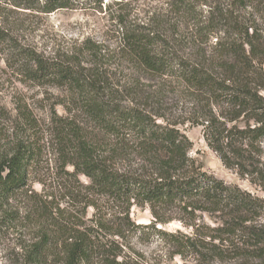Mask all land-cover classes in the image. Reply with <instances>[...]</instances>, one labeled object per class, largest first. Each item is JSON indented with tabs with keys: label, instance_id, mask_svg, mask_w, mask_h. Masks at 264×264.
Masks as SVG:
<instances>
[{
	"label": "trees",
	"instance_id": "16d2710c",
	"mask_svg": "<svg viewBox=\"0 0 264 264\" xmlns=\"http://www.w3.org/2000/svg\"><path fill=\"white\" fill-rule=\"evenodd\" d=\"M116 5L117 51L88 39L64 59L0 28L14 75L64 91L51 146L61 170L73 169L49 187L33 177L45 156L33 115L23 108L12 118L0 105L13 125L0 137V237L12 236L14 264H155L161 253L264 264V197L204 170L180 128L201 126L225 167L264 192V0H164L140 21ZM116 61L134 76L117 73ZM134 207L149 209L151 222L138 224ZM172 221L188 231L159 227ZM151 237L163 250L148 255L137 241Z\"/></svg>",
	"mask_w": 264,
	"mask_h": 264
},
{
	"label": "rangeland",
	"instance_id": "374dc122",
	"mask_svg": "<svg viewBox=\"0 0 264 264\" xmlns=\"http://www.w3.org/2000/svg\"><path fill=\"white\" fill-rule=\"evenodd\" d=\"M122 1L123 12L131 15V19L137 18L140 21L146 19L148 14L146 11H150L151 8L152 10L160 9L164 0H69L71 6L51 13L44 11L46 0H0V28L23 46L34 48L46 55L55 52L58 57L64 59L69 58L71 52L81 48L88 39L109 50L117 51L120 45L119 34L111 17L114 15L113 12L119 8L116 2ZM7 48V45L1 44L0 54ZM112 67L116 68L119 74L123 72L134 76L129 63L116 61L112 63ZM137 75L141 76L140 73ZM147 82L151 83V81ZM65 99L67 97L63 90L57 87H32L30 83L14 75L13 70L7 67L2 59L0 60V105L11 113L12 118H15L18 110L23 108L28 109L33 115L45 149V156L39 168L32 172V176L47 180V187H49V180H52L54 176H70L69 173L73 171L70 166H67L65 171L61 170L57 154H54L51 146L49 125L54 114L65 115V107L61 104L65 102ZM12 127L9 119L0 120V129L4 131L0 136L2 140L8 139L9 129ZM180 128L193 142L190 154L203 166L204 170L225 180L228 184L238 185L242 189L264 197V192L251 183L248 176H239L234 170L225 167L217 154L207 145L201 126L186 123ZM13 130L11 129L12 133ZM3 142L1 141V144ZM79 176L82 182L87 181L83 175ZM31 186L36 191L43 188V185L37 181H31ZM132 218L138 224H149L152 215L147 208L134 207ZM159 227L169 231L178 228L188 231L178 221L159 225ZM11 240L12 236L0 237V264H14L15 257L13 247L10 245ZM8 246L11 247L7 249ZM137 248L151 255L153 252H161L163 245L156 237H151L137 241ZM161 254L162 257L158 258L161 260L156 261L155 264L187 263L179 256L171 259L164 253Z\"/></svg>",
	"mask_w": 264,
	"mask_h": 264
}]
</instances>
